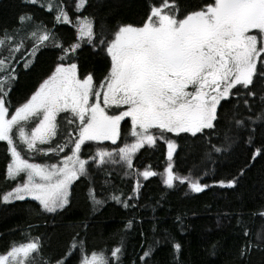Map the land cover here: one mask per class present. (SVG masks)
Here are the masks:
<instances>
[{"label": "trees", "instance_id": "1", "mask_svg": "<svg viewBox=\"0 0 264 264\" xmlns=\"http://www.w3.org/2000/svg\"><path fill=\"white\" fill-rule=\"evenodd\" d=\"M151 2L86 0L78 8L79 0H0V35L5 29L16 30L26 37L25 51L38 43L31 37L32 31L39 36L47 30L55 36V40L40 47L27 69L21 60L24 52L17 53L20 63L15 64L16 79L8 92L9 112L25 102L55 68L62 53L54 43L65 49L80 45L75 49L78 59L74 62L83 74L92 72L100 79L109 70L107 54L94 48L87 37L81 39L74 25L56 20L59 11L67 13L72 18L70 22L77 17L89 18L99 37L102 27L114 30L118 24L140 23ZM49 4L54 10H49ZM22 14H31L33 19L21 23L18 17ZM41 24L43 27L38 28ZM260 87L257 84V91ZM262 110L264 101L260 95L249 97L248 105L230 95L218 106L215 130L205 129L196 136L168 133L163 138L156 137L154 145L145 144L136 151L130 168L115 155L105 157L101 164L99 148L112 151L128 141L130 126L125 119L121 138L115 143L87 141L82 146L80 156L89 160V175L73 181L69 204L55 213L43 211L39 202L31 198L3 202L4 193L12 190L23 175L15 180L7 176L11 155L7 142L0 141V254L16 243L39 237L43 244L40 254L51 258L52 264L69 252L66 264H80L82 256L92 253H102L109 264H264V248L256 246L257 233L264 232V152L257 154L264 148V119L257 118ZM237 120L243 124H237ZM62 135L52 146L63 143ZM168 140L175 144L171 160ZM210 144L221 151H215ZM50 156L36 159L44 161ZM169 163L175 177L172 187L164 183ZM142 171L155 175L145 178ZM183 178L187 179L182 183ZM233 178H238L233 187L218 183ZM193 180L210 187L195 193L189 188ZM137 184L139 191L134 193ZM90 190L96 199L105 202L94 204ZM112 195L119 196L121 202L110 199ZM125 200L132 206L125 207ZM129 221L132 225L126 227ZM176 243L181 245L178 252ZM246 247L250 250L242 256ZM117 248L121 249L118 258L112 256ZM145 251L150 256L142 260Z\"/></svg>", "mask_w": 264, "mask_h": 264}, {"label": "snow or ice", "instance_id": "2", "mask_svg": "<svg viewBox=\"0 0 264 264\" xmlns=\"http://www.w3.org/2000/svg\"><path fill=\"white\" fill-rule=\"evenodd\" d=\"M85 2L79 0L77 7H83ZM48 8L54 10L51 4ZM32 19L31 14L18 17L21 23ZM55 19L68 21L67 13L61 10ZM77 21L80 38L87 37L94 48L110 57L108 73L100 81L92 72L81 73L78 63L74 62L78 59L75 49L80 45L65 49L62 44L54 43L62 53L55 68L11 114L6 105H11L8 92L16 79L15 64L20 63L17 53L24 52L21 60L27 69L40 47L50 39L55 40V36L47 30L39 36L37 31H32L30 35L38 43L25 51L26 37H21L16 30L5 29L0 35V141L7 142L11 153L7 176L15 180L21 173L26 174L23 183L3 195V202L31 196L45 212L63 209L70 202L73 181L89 175L87 161L80 156L82 145L86 141L115 143L121 138V121L126 117L130 118V134L135 142L112 151L99 148L101 164L105 157L117 155L130 168L138 149L156 143V136L151 134L153 129L159 130L161 138L165 133L196 136L205 129L215 130L218 106L230 95L242 99L245 105L249 97L257 95L264 101V0H152L146 18L140 23L118 24L114 30L102 27L99 37L88 18L80 21L78 17ZM252 30H256L255 34H250ZM257 84L261 85L259 91ZM61 113L65 114L64 124H75L78 136L75 139L66 136L63 143L53 147L54 138L61 135V122L57 119ZM257 118L264 119V110ZM236 123L243 124V121ZM228 139L226 135L225 140ZM167 144L171 160L175 144L171 140ZM210 147L221 151L214 145ZM65 148H69L71 154H65L62 160L50 165L30 162L22 156V150L35 155L53 153L58 156ZM261 152L264 148L257 150V154ZM166 172L164 183L172 187L175 177L171 163ZM152 175L155 173L143 172L145 178ZM237 179L218 183L233 187ZM208 187L199 180L190 182L195 193ZM133 191L138 193V184ZM90 198L97 205L105 202L96 199L93 190H90ZM109 198L121 202L119 196ZM123 203L125 207L132 206L127 200ZM131 225L129 221L126 227ZM244 234L248 235L247 231ZM256 246L264 248V232L257 233ZM42 247L39 237L12 246L5 254H0V264H52L51 258L45 259L40 254ZM71 247H76L75 241ZM174 248L178 252L181 245L176 243ZM249 250L246 247L241 255ZM120 252L117 248L112 256L117 257ZM70 255L71 252L55 264H66ZM149 256L150 252L145 251L141 259ZM81 264L109 262L102 253H92L90 258L82 256Z\"/></svg>", "mask_w": 264, "mask_h": 264}, {"label": "rangeland", "instance_id": "3", "mask_svg": "<svg viewBox=\"0 0 264 264\" xmlns=\"http://www.w3.org/2000/svg\"><path fill=\"white\" fill-rule=\"evenodd\" d=\"M67 16H68V21H65V22H69L70 24H72V25H74L75 27H76V29H77V31H78V35H79V29H78V21H77V18H74L73 20H74V22H70L71 21V17L67 14ZM80 18V21H83L84 20V18H87V17H79ZM89 19V18H88ZM90 20V19H89ZM64 21V20H63ZM251 34H255L254 32L253 33H251ZM110 58V57H109ZM39 86V85H38ZM38 88V87H37ZM36 88V89H37ZM34 93V92H33ZM32 93V94H33ZM31 94V95H32ZM30 95V96H31ZM30 96L28 97V98H30ZM24 103V102H23ZM15 110V109H14ZM14 110L11 112V113H14ZM10 113V114H11ZM109 114H113L111 111H109ZM68 115L70 116L71 115V113H68ZM64 116H65V114L64 113H61V114H59L58 115V121H60L61 122V128H60V133L61 134H63L62 135V137H66V136H69V135H71V138L72 139H75L77 136H78V132H76L75 131V124H73V125H67V124H64L63 123V118H64ZM9 118H10V116H9ZM129 120H130V118H129ZM131 122V121H130ZM76 123L78 124L79 123V121L77 120L76 121ZM131 129V128H130ZM158 131V132H157ZM64 132V133H63ZM151 134H155V136L156 137H161L160 136V132H159V130H156V129H153V130H151ZM168 133H165L164 135H167ZM172 134V133H171ZM173 134H177V133H173ZM128 137V141H126L125 143H128V144H131V143H134L135 142V137H132L131 136V134H130V131H129V136H127ZM16 139V141H17V143H19V141H18V137H16L15 138ZM56 138H54V140H55ZM64 142V141H63ZM87 142V141H86ZM93 142H104V141H93ZM112 142V141H111ZM173 142V141H172ZM113 143V142H112ZM124 143V144H125ZM174 143V142H173ZM74 146V145H73ZM83 146V145H82ZM42 147H46V146H42ZM53 147H55V146H53ZM22 150V149H21ZM10 152V151H9ZM65 154H71L70 153V151H69V148H65L64 149V151L63 152H59V154H58V156H54L53 155V153H48V155L47 156H49V155H51L50 156V158H48V159H46V160H38V159H36V156H38V157H40V156H45V155H43V154H40V155H35L34 153H29V152H27V151H24V150H22V156L24 157V158H27V159H29V161L30 162H34V163H40V164H46V165H50V164H52V163H57V161L58 160H62L63 159V157L65 156ZM10 155H11V153H10ZM115 157L116 158H118L119 156H117V155H115ZM82 159V158H81ZM87 162L89 161V160H86ZM10 162H11V160H10ZM143 172H145V171H142L141 172V175H143ZM139 173L140 172H136L135 171V174H137V175H139ZM22 175H23V178H22V180L20 181V182H18L17 183V185L18 184H21V183H23V181L24 180H26V174H23V173H21ZM166 177H167V172H165V174H164V179H166ZM192 182H195L194 180L192 181ZM16 185V186H17ZM15 186V187H16ZM14 187V188H15ZM189 188H190V186H189ZM13 189V188H12ZM191 189V188H190ZM11 191V190H10ZM7 192H9V191H7ZM6 192V193H7ZM6 193H4V194H6ZM25 198H31V199H33L31 196H26ZM39 202V201H38ZM27 242H29V241H24V242H20V243H16V244H14V245H12V246H15V245H19V244H24V243H27ZM11 246V247H12ZM10 247V248H11ZM10 250V249H9ZM8 250V251H9ZM3 254H5V253H3ZM96 254H98V253H96ZM33 255H34V253H33ZM92 255V254H91ZM91 255H88L87 257H91ZM81 264V263H80Z\"/></svg>", "mask_w": 264, "mask_h": 264}, {"label": "flooded vegetation", "instance_id": "4", "mask_svg": "<svg viewBox=\"0 0 264 264\" xmlns=\"http://www.w3.org/2000/svg\"><path fill=\"white\" fill-rule=\"evenodd\" d=\"M253 32L255 33L256 30H252V31H251V33H253ZM251 33H250V34H251ZM107 73H108V72H107ZM107 73H106V74H107ZM106 74H105V75H106ZM105 75H104V76H105ZM104 76H102L100 79H96V80H97V81H100V80H102V79L104 78ZM189 90L191 91V88H189ZM125 119H128L129 126H130V128H131V122H130L129 118L126 117ZM122 122H123V121H121V125H122Z\"/></svg>", "mask_w": 264, "mask_h": 264}]
</instances>
